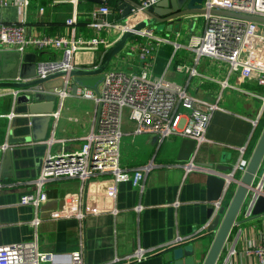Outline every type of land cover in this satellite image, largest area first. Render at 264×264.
Listing matches in <instances>:
<instances>
[{
    "label": "crops",
    "instance_id": "obj_1",
    "mask_svg": "<svg viewBox=\"0 0 264 264\" xmlns=\"http://www.w3.org/2000/svg\"><path fill=\"white\" fill-rule=\"evenodd\" d=\"M24 2V34L30 38H42L66 35L69 28L64 25L65 19L72 15L79 18L77 5L88 1L0 0V22H15L19 6ZM91 4V7L96 5ZM190 17L191 14L182 19L181 25L185 30H177L180 25L175 22L170 26L158 24L156 28L152 27L161 36L168 35V42L159 44L152 52L150 75H162L166 80L183 86L189 95L209 103L220 94L217 105L222 110L212 112L204 132L208 142L201 143L195 153L194 141L178 135L161 141L154 134L133 135V125L124 115L121 138L125 141L120 142V166L132 169L148 162L153 164V168L144 175L141 192L127 181L113 183L103 176L90 178L81 186L76 179L49 181L41 188L36 212L41 222L34 229L29 224L33 208L20 205L18 200L25 193H33L30 182L37 176L48 152L54 154L79 146L81 138L93 126L95 107L90 100L79 96L82 89L76 87L70 77L69 95L61 100L54 91L45 87L50 80L58 78L62 82L61 77L41 84L43 92L38 100L32 99L33 94L20 93L28 95L26 104L16 103V99L12 102L7 95L11 89H0V95H6L5 98L0 96V145L7 144L9 151L7 160H4L0 150V246L31 240L34 234L39 251H80L84 264H168L165 249L177 242L188 241L197 246L201 263L214 236L213 232L205 231L209 222L206 211L210 203L206 201L203 164L232 167L240 156V148L243 149V157L248 158L260 134L253 138L257 123L264 120L263 114L252 125L258 114L259 102L232 89L220 90L218 82L224 80L229 86L254 92H262L264 88L256 85L254 79L246 81L237 72H229L225 62L205 56H200L194 65L204 78L188 77L178 69L182 64L192 67L194 53L187 48L188 40L191 36L201 35L194 33L192 24H188ZM112 18L113 15L108 16V19ZM124 20L120 14L119 21ZM168 27L169 32L166 31ZM77 31L94 34L83 27ZM115 34L108 30L99 32L100 36L112 39ZM175 43L179 45L177 50L172 45ZM99 49L74 52L72 64L75 68L96 65L102 54ZM59 53L54 48L31 45L17 53L0 45V74L10 75L12 62L17 61L15 78L28 76L32 65L34 76L37 63L59 61L62 58ZM112 59L116 69L127 72L139 70L134 53L120 52ZM30 106L35 107L29 112ZM13 107H18L17 113H11ZM55 112L56 117H53ZM9 118L16 119L17 124L9 127ZM26 119H31V124L23 125ZM46 140L51 141L48 147L43 143ZM192 156L200 169L183 174L181 165ZM234 177L238 178V174ZM234 186L231 184L227 191ZM174 202H177L175 206ZM137 205L141 207L139 211L134 210ZM112 209L116 210L115 213ZM78 211L83 214L81 219L73 217ZM260 228H264V221ZM234 236V230L230 231L220 254L224 255L227 246L233 245L238 251L244 247L242 236ZM137 247L147 250L146 258L126 260L125 257ZM228 264L248 262L238 263L237 257H233Z\"/></svg>",
    "mask_w": 264,
    "mask_h": 264
},
{
    "label": "built area",
    "instance_id": "obj_2",
    "mask_svg": "<svg viewBox=\"0 0 264 264\" xmlns=\"http://www.w3.org/2000/svg\"><path fill=\"white\" fill-rule=\"evenodd\" d=\"M132 1L136 7H130L123 22L114 21L113 18L108 19L109 15L115 13L120 15L119 9L112 10L104 3L91 7L85 13L86 21L83 29L94 34L79 33L77 31L79 25L72 15L64 21V25L69 28L66 35L42 38L25 36L24 7L26 2H24L19 6L20 12L15 22H0V45L17 53H22L30 45L39 48H54L60 52L61 60L36 64L34 79L45 78L59 71L67 72L74 68L72 64L74 52L99 48L102 52L107 50L122 32L129 30L138 21L147 19L144 11L159 0ZM200 8L203 10V13L199 15L203 19L201 35L191 36L187 45V48L194 53L193 65L190 67L182 64L178 69L188 77L204 78L194 65L200 56H205L225 62L229 72H237L246 81L254 79L256 85L264 88V33L258 28V26H264V23L237 17L264 18V0H201ZM213 10L234 15L213 14L210 12ZM105 30L116 32L115 38L100 36L99 32ZM166 42H168L166 36L155 34L151 27L133 31L130 38L125 41L121 52L134 53L140 65L139 70L127 72L107 68L103 71V78L97 85L96 92L82 89L79 96L90 100L95 107V117L97 113L92 128L81 138V143L76 149L58 151L54 154L48 152L37 176L30 182L33 186V193H25L18 200L20 205H29L33 208V217L29 224L34 229L41 222L36 213L41 200V188L49 181L76 179L81 186L90 178L103 176L110 178L113 183L127 181L133 188L139 192L142 191L144 175L153 168V164L148 162L132 169L120 166L119 146L124 115L133 125L131 130L133 135L154 134L158 141L171 135H178L194 141V153L201 143L208 142L204 137V132L212 112L222 110L217 105L220 94L216 96L214 102L209 103L189 95L183 86L166 80L162 75L152 77L149 72L152 52L159 44ZM172 45L174 50L179 47L176 43ZM61 78L63 88L54 90V94L60 100L69 95L67 88L69 77L62 76ZM218 84L220 90L232 89L240 95L259 102L257 117L252 120V125H255L257 119L264 114V90L262 92L248 91L229 86L224 80L219 81ZM35 91L43 92L41 85L26 89H11L7 95L14 102L20 93L33 94ZM53 117H56V112L53 113ZM43 143L48 147L51 141L46 140ZM5 148H8L7 144L0 145V150ZM238 151L240 156L231 167L230 175L238 174L239 177L247 165L248 158L243 157L242 148ZM263 160L264 155L246 189L230 229V231L234 230L235 238L242 236L244 247L238 251L233 245L227 246L222 264L230 263L233 257H237L238 263L247 260L248 264H264V228H260L261 222L264 221V214H252L255 201L264 185ZM181 169L183 174H186L200 167L193 162L192 156L190 160L181 165ZM222 198L210 202L213 214L222 204ZM173 204L175 206L177 202ZM140 209L139 205L134 207L135 211ZM115 211L112 209V213ZM238 215L240 220L237 218ZM73 217L81 219L83 214L78 211ZM256 220L257 222L240 227L243 222ZM146 253L147 250L137 247L125 259L140 261L146 258ZM0 264L84 263L80 251L67 253L39 251L36 236L33 234L31 240L0 246Z\"/></svg>",
    "mask_w": 264,
    "mask_h": 264
},
{
    "label": "water",
    "instance_id": "obj_3",
    "mask_svg": "<svg viewBox=\"0 0 264 264\" xmlns=\"http://www.w3.org/2000/svg\"><path fill=\"white\" fill-rule=\"evenodd\" d=\"M94 4H102L105 0H86ZM201 0H159L155 2L152 6L144 11V14L148 17L138 21L143 22L145 27H155L158 24H167L170 26L175 22L178 26L182 23V19L187 15H200L203 10L200 8ZM117 9L121 12V16H126L129 13L131 6L136 7V4L132 0H117ZM213 14H223V15H234L229 12L223 11H210ZM237 16V15H236ZM243 19L252 20L255 22L264 23V18L257 16H237ZM137 22V23H138ZM137 23L133 24L129 30L122 32L117 40L112 44L107 50L103 51L99 61L96 65L90 68H73L69 71H59L52 73L45 78L37 79L33 78L34 66H31V73L28 76L16 77V65L17 61L12 62L11 74L4 76L0 74V89H26L37 85L44 84L50 79L68 76L71 78L76 87L81 89H90L96 92L97 85L103 78V71L108 68V65L112 58H114L118 53L122 51L125 41L130 38L133 31L139 30L136 28ZM175 26L173 32L176 31ZM169 32V27L166 28ZM167 37V36H166ZM5 56V54H3ZM8 56V55H6ZM11 62V61H10ZM28 78V79H27ZM39 91L33 93L32 99L38 100L40 98ZM5 98L6 95H0ZM16 103L26 104L28 102V95L22 94L16 96ZM36 105V104H35ZM35 106L29 107V112L34 109ZM18 107H13L11 113H17ZM97 117V113H96ZM95 117V118H96ZM17 120L9 118L8 126L12 127L17 124ZM32 120H25L23 125L31 124ZM28 141V140H27ZM2 151L3 159L7 160L9 151L5 148ZM264 155V123L258 139L254 145V148L248 157L247 165L243 173L235 178L234 175H230L231 167L225 166H213L212 164H203L205 168V189H206V201L208 203L216 201L223 197L231 184H234L233 192L226 206L221 204L217 211L213 214L212 207L206 211V216L209 218L208 224L205 226L206 232H213L214 236L211 244L205 253L201 263H199L200 257L198 256L197 246L193 242L181 241L170 245L165 249V254H167L168 264H215L220 256L221 249L225 243V240L230 232L231 226L240 208L242 199L246 192V189L251 183L252 177L255 174L261 159ZM5 163V161H4ZM264 163V160L262 161ZM263 165V164H262ZM235 178V179H234ZM227 189V190H226ZM252 214H264V185L261 189V194L257 197L255 204L252 209Z\"/></svg>",
    "mask_w": 264,
    "mask_h": 264
},
{
    "label": "rangeland",
    "instance_id": "obj_4",
    "mask_svg": "<svg viewBox=\"0 0 264 264\" xmlns=\"http://www.w3.org/2000/svg\"><path fill=\"white\" fill-rule=\"evenodd\" d=\"M188 24H192V28L194 30V33H197V34H200L201 33L202 26H203V19H202V17H200L199 15H197L196 17H192L191 16L188 19ZM144 27H145V25L143 24V22H140V23L138 22L137 23L136 28H138V29L140 28L141 29V28H144ZM258 28H259V30L262 33H264V26H258ZM179 29L185 30V26H183V25L180 24V26H179V28L177 30H179ZM154 33L160 35V33L156 32V31H154ZM163 36H165V35L163 34ZM166 36H168V35H166ZM60 58H61V54H60ZM114 64H115V61H114V59H112V61L108 65V69L115 68V65ZM74 68H75V66H74ZM118 69H121V68H118ZM45 87L49 91H54L53 89H57V90L62 89L63 88V85H62V82L59 81V79L57 78V79L50 80L49 82H47L45 84ZM67 88H68V85H67ZM129 139H132V138H129ZM124 141H125L124 138L123 139L122 138L120 139V142H124ZM121 148H122V143H120V146H119V154L121 152ZM119 159H120V157H119ZM258 174H259V172H258ZM230 190H233V189L230 188ZM237 218H238V220H240V216L239 215H238ZM251 222H257V220L256 221H246V222H243V223H241L240 227H245V226H247ZM222 255L223 254H220V257L217 260V264H220V261L223 259V257H221Z\"/></svg>",
    "mask_w": 264,
    "mask_h": 264
},
{
    "label": "trees",
    "instance_id": "obj_5",
    "mask_svg": "<svg viewBox=\"0 0 264 264\" xmlns=\"http://www.w3.org/2000/svg\"><path fill=\"white\" fill-rule=\"evenodd\" d=\"M105 5L109 6L112 8V10H117V0H105V2H103ZM91 3L89 2H81L77 5V16L79 18L76 17V20H77V24L79 25V27H83L84 26V23L86 21V18H85V13L89 10V8L91 7ZM85 9V10H84ZM119 14L115 13L113 15V20L114 21H117L119 20ZM263 119H261L258 123H257V126H256V129H255V132H254V139L258 136L262 126H263ZM231 194H232V190H229V191H226V193L224 194V197L222 199L223 201V205L226 206L230 197H231Z\"/></svg>",
    "mask_w": 264,
    "mask_h": 264
}]
</instances>
